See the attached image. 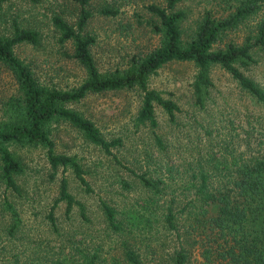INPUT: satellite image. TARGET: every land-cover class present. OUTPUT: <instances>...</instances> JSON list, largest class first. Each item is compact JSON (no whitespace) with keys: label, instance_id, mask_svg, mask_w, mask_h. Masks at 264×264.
Returning <instances> with one entry per match:
<instances>
[{"label":"trees","instance_id":"trees-1","mask_svg":"<svg viewBox=\"0 0 264 264\" xmlns=\"http://www.w3.org/2000/svg\"><path fill=\"white\" fill-rule=\"evenodd\" d=\"M9 1L0 0V66L9 79L0 105V186L2 207L9 211L7 233L12 235L19 223L10 198L22 191L25 164L16 153L21 148L42 149L50 178L60 174L45 214L51 230H58L54 212L60 203L67 219L76 207L81 222L88 221L83 202L70 192L64 176L69 172L90 193L85 170L74 155L55 150L56 126L67 124L135 181L134 199L121 205L109 198L97 200L102 221L115 236L118 256L113 264H264V134L254 146L247 134L216 153L197 151L179 168L161 160L164 157H155L163 166L150 173L122 163L113 151L123 146L120 136L106 138L90 118L72 107L92 93L134 92L137 104L132 125L135 131L148 130L155 149L163 154L168 142L157 132L159 113L175 125L181 104L205 112L217 91L212 69L227 73L247 103L264 112V84L252 73L264 55V0H210V7L187 28V11L180 7L185 0L147 3L142 21L154 43L131 51L103 70L92 55L95 34L87 28L91 0H71L74 19L63 11L50 17L58 51L83 71L79 83L69 88L42 81L33 61L18 55L16 49L22 45L38 47L43 34L18 13L8 11ZM100 13L114 16L117 12L103 6ZM172 63L189 65L191 70L186 90L174 97L181 104L150 87L158 70ZM119 181L127 190L131 188L123 179ZM147 248L152 262L150 258L144 261ZM81 256L80 264H104L96 251ZM49 264L76 263L69 257Z\"/></svg>","mask_w":264,"mask_h":264},{"label":"rangeland","instance_id":"rangeland-1","mask_svg":"<svg viewBox=\"0 0 264 264\" xmlns=\"http://www.w3.org/2000/svg\"><path fill=\"white\" fill-rule=\"evenodd\" d=\"M150 2L161 4L162 0H91L88 7L91 17L87 28L96 37L92 55L99 69L111 68L131 51L154 43L153 36L142 21L145 17L143 5ZM210 2L185 0L180 6L187 11L184 27L191 26L193 20L210 7ZM7 6L10 7L8 11L18 13L43 34L38 47L22 45L16 49L18 55L33 61L42 81H51L62 88L78 84L83 71L58 51L50 26L53 13L63 11L71 20L74 19V3L71 0H38L37 3L10 0ZM103 6L114 8L116 15H102L100 9ZM242 34L239 31L237 36L241 37ZM190 72L189 65H166L151 78L150 87L158 89L164 96L178 97L186 90ZM252 73L264 84V55L259 56ZM211 77L217 91L205 112L189 110L185 104H181V100L174 98L182 106L176 124L166 122L162 113H159L160 128L157 132L168 142L166 154L157 152L148 130L143 128L135 131L131 120L137 104L134 92L92 93L72 107L90 118L106 138L120 136L123 146L113 151L125 165L152 173V169L163 166L155 157H164L161 160L179 168L189 157H195L197 151L216 153L230 141L235 144L247 134L250 146H254L256 140L263 137L264 112L257 111L247 103L224 71L212 69ZM8 80L0 66V105L9 89ZM205 130L209 132L205 133ZM54 143L57 152L74 155L85 170L84 177L92 189L90 193H85L69 172H65L64 176L68 180L70 192L83 202L88 221L81 222L76 207L67 219L63 214V204L60 203L54 212L58 230H51L45 214L57 192L60 174L50 178L42 149H18L16 153L25 164L22 191L19 195L12 194L10 201L19 223L13 234L9 235L5 228L9 222V211L2 207L4 193L0 186V264H49L51 260L69 257L74 263L80 264L82 252L89 255L95 251L104 259V264H113V258L118 256L115 236L102 221L97 200L109 198L115 205L132 200L137 197L135 181L128 171L114 164L109 156L67 124L56 126ZM120 179L130 184L131 188L127 190V186L123 187ZM166 241L170 246L171 242ZM150 252V248L144 250V261L150 258L152 262Z\"/></svg>","mask_w":264,"mask_h":264}]
</instances>
